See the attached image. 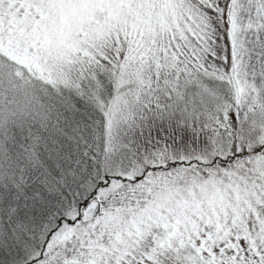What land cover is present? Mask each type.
Returning a JSON list of instances; mask_svg holds the SVG:
<instances>
[{
    "label": "snow or ice",
    "instance_id": "1",
    "mask_svg": "<svg viewBox=\"0 0 264 264\" xmlns=\"http://www.w3.org/2000/svg\"><path fill=\"white\" fill-rule=\"evenodd\" d=\"M0 264H264V0H0Z\"/></svg>",
    "mask_w": 264,
    "mask_h": 264
}]
</instances>
